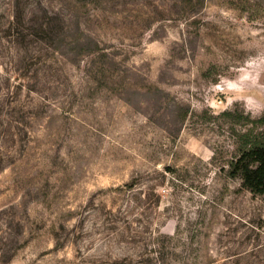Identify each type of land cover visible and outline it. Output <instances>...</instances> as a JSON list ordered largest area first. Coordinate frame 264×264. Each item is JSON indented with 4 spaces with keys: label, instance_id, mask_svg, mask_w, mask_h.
Masks as SVG:
<instances>
[{
    "label": "rangeland",
    "instance_id": "rangeland-1",
    "mask_svg": "<svg viewBox=\"0 0 264 264\" xmlns=\"http://www.w3.org/2000/svg\"><path fill=\"white\" fill-rule=\"evenodd\" d=\"M263 114L264 0H0V264H264Z\"/></svg>",
    "mask_w": 264,
    "mask_h": 264
},
{
    "label": "trees",
    "instance_id": "trees-1",
    "mask_svg": "<svg viewBox=\"0 0 264 264\" xmlns=\"http://www.w3.org/2000/svg\"><path fill=\"white\" fill-rule=\"evenodd\" d=\"M26 23L21 19L20 14H14L12 25L10 23L7 28V34L11 36V29H14V35L22 41L26 40L28 34L24 33ZM23 27V28H22ZM42 30L46 35L51 34V29L42 25ZM61 34L67 32L61 31ZM61 34H59L61 36ZM83 55L89 56L91 62L98 66V72L104 77L106 71H109V66H106V60L113 61L110 54L101 46L96 43L94 48H90L87 53ZM115 61V60H114ZM114 72V71H113ZM94 73L95 77H101L98 73ZM110 78L114 79L113 73ZM225 116H233L231 111H225ZM249 118V117H246ZM254 123L253 130L242 134L241 144L238 147L237 154L229 161V175L233 177H240L242 184L255 195H264V114L259 118L252 119ZM172 236L158 234L153 237L152 244L153 250L150 252L148 259L156 260L157 264H171V251Z\"/></svg>",
    "mask_w": 264,
    "mask_h": 264
}]
</instances>
